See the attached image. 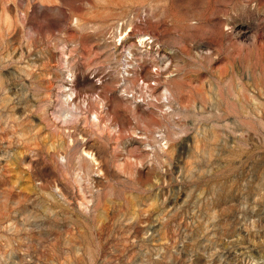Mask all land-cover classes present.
<instances>
[{
	"label": "rangeland",
	"instance_id": "rangeland-1",
	"mask_svg": "<svg viewBox=\"0 0 264 264\" xmlns=\"http://www.w3.org/2000/svg\"><path fill=\"white\" fill-rule=\"evenodd\" d=\"M0 264H264V0H0Z\"/></svg>",
	"mask_w": 264,
	"mask_h": 264
}]
</instances>
